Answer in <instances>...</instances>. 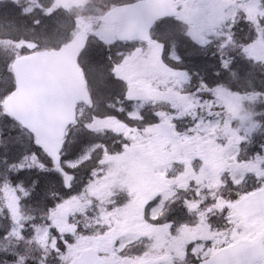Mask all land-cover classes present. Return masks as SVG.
I'll use <instances>...</instances> for the list:
<instances>
[{
	"label": "rangeland",
	"instance_id": "1",
	"mask_svg": "<svg viewBox=\"0 0 264 264\" xmlns=\"http://www.w3.org/2000/svg\"><path fill=\"white\" fill-rule=\"evenodd\" d=\"M261 2L264 3V0H212L208 5L201 8L204 14L200 22V28L206 33L203 38H212L215 34H219V37L226 35V32L224 34H222V32L225 29H230L231 24L234 23L237 17H240L241 14L244 13L247 19L254 23L255 28V39L248 45L245 55L249 57L250 61L255 60L257 65L264 64V33L261 31L260 25L258 24L260 19L264 18V5H262ZM191 7L198 8L196 0L176 1L175 8L178 13L177 22L181 23L183 26L184 34L187 33L194 36L196 31L192 27H188L184 20L185 11ZM3 8L7 10L2 11ZM9 10H11V13L14 11L12 16H9ZM105 10L106 3L104 0H1L0 3V17H3V19L9 17L7 22L6 19H0V30L2 29V31H0V61L2 62L4 60V63H7L10 72H12L11 64L17 57L28 54L30 51L35 50L36 47L43 49H58L62 43H66V41L72 39L79 31L87 30L90 35V51L88 50L85 56H80L79 63H82L81 65L87 68V73L89 74L88 78L90 79L86 78V81L88 82L89 80V82H93L94 86L97 88L98 97L103 98V104H105V108L102 107L101 110L97 112L98 116L92 117L89 122L91 131L98 134V136L93 135V139L95 140L99 136H102V141H100L95 148L91 146L88 148L85 147L84 149H86V151L84 152V156L82 155L81 158L69 161L71 164L79 165L76 171L77 175L82 179L78 181H83L87 175L86 170L93 167L97 159L101 156L100 146L107 144L108 148L104 154V164L98 168L101 176L99 179L92 182L83 192L65 202L63 210L71 208L72 211L71 216L67 220H62L60 218L62 210L58 217L52 216V226L40 230L38 233L36 232V239L43 245L42 247L45 246L44 244L48 242L52 235L50 229L62 230L66 234V239H71L74 244L78 242L80 247L77 249V253H80L81 250L90 246H97L99 248L104 243H110V241L114 240L117 236H121L123 226L124 228L142 227L143 229H141V231H143L139 234L147 237L149 232L147 230L149 226H151V223L148 221V216L145 215L146 220L144 222H131V217L133 214H136L137 210L135 204L137 198L134 201L136 197L135 191L138 190V187H142L143 183H147L150 178L147 169L142 170L132 163L133 159H131V157L141 151V154H146L150 149L158 151L161 150L163 145L168 143L173 150H178L182 146H187L191 147L192 151L195 152L203 150L219 152L220 155L223 154L225 160L234 164V168L231 169V167H227L215 170V166L210 165L203 170L204 175L200 177L205 183L209 184L212 191L215 193L218 192L219 186L226 182L225 180H230V178H232L237 182L234 171L237 173L238 177L242 175L245 178V176H257L259 169V167L251 165L252 160H248L245 153H242L240 148L241 144L248 140V137L242 133L241 129L252 128L253 124L259 125L258 120L261 118L258 112L260 104L255 101L261 96L255 95L252 88H246L242 93L231 92L222 88L223 99L215 101L217 107L221 110L220 115H222L223 118L222 122L220 119L209 121L204 113L212 114V112L215 111V109L211 108L213 102L206 101L205 104L207 107H205L200 104L199 99L194 95L188 96L182 93L181 91L185 89L175 77L172 78L173 84L171 87L165 86L162 89H158L153 85L154 76L152 73L155 69L151 56L145 59L142 53H138L140 54L138 61H134L135 57H130L126 60L127 63H122L120 68L117 69L116 74L120 77V79H116L118 81V85H116L118 97L117 100L113 102L108 101L110 96L106 86L102 87L98 83L99 65L92 58L94 53L98 55L100 51L97 49L94 51L91 47H101L104 51V48L96 39L98 36L115 41L112 47H115L117 44L116 42H118L115 26L105 27L100 25V20ZM44 16H54L57 18L55 21L47 22L44 21ZM4 31H6V33ZM7 32L10 35L8 38H4ZM241 36H243V34H241ZM159 37L160 35H157L156 39ZM155 40L151 41L149 44L136 45L142 47L145 52H162L163 49L155 44ZM36 41L41 43V47L37 45L38 43H36ZM124 48L125 46L122 49ZM110 55L114 61L121 60V57L114 53ZM5 72H7L6 67H3V69L0 68V73H2V75H4ZM136 72L141 73L143 77L136 83H133L129 81V76ZM107 82L108 80L106 83ZM13 83L15 88L14 79ZM5 91L6 87L4 88V85L0 82V96L6 98L10 94V92L4 94ZM178 97H182V99L178 101V111L175 114L178 118L175 122L173 121V115H170L167 110L166 112L158 111L161 116L159 126H157L156 122L153 120V126L151 128H143V120H149L150 114L153 111L148 115H143V113H141L142 110L163 105L165 102L167 103V106H165L171 110L170 101H177ZM125 98L130 104L123 108ZM4 100L5 99L0 102V106L2 107ZM96 100L97 103L101 102L97 98ZM197 108L202 110L198 120L197 116L199 112H197ZM3 113H6L4 107L3 112H0V117L3 116ZM107 113H111V115L107 117L105 115ZM83 114L84 111L81 115ZM185 115L191 117L190 123L192 126L189 125V121L187 120L181 121L183 126L177 125L178 121ZM83 116L80 117L82 118ZM192 116H194V118ZM87 120L88 119H85V121ZM193 120H197V123L193 124ZM120 121L129 124L127 130L123 133L115 131L114 129L116 123ZM92 129H94V131ZM255 129H259V127ZM148 130L152 132L151 136L147 135L149 133L147 132ZM182 131L196 132L194 135H186L181 134ZM108 138H110L111 141H109ZM125 140L131 141L132 146L127 149L125 153L120 154L119 149L121 143ZM221 141H224V143L222 144ZM118 143L120 145H118ZM231 143L235 144L236 147H230L229 145H231ZM113 152L117 153V155L113 156L107 154ZM243 158H245L243 164H247L248 162L251 163L244 168H242ZM237 162L239 163L237 164ZM163 169V172L158 176L160 179L166 178L167 172L169 173V169ZM224 172L230 173V176L224 178L222 176ZM195 179L197 180V178ZM172 183H174V181ZM248 183L249 186H251V179H249ZM115 193L122 194L121 199L127 197V200L123 205L109 207L110 200ZM171 194H173V191L170 190V194L166 191L164 200L167 199L169 201V195L172 197ZM3 203H5V201L1 198L0 204ZM8 206L11 208L14 223L19 228V224L23 219L22 205L19 202H11ZM109 209H111V211H109ZM159 210H164V207L161 206ZM79 216L82 218L79 219ZM254 220L257 224L261 221L260 218ZM72 222L74 224H72ZM88 222L94 223L95 227L92 228ZM3 223H5V221L0 219V225ZM78 223L80 226L84 225L88 233V236L80 240H78V237H81V235L78 234L79 230L74 228ZM108 224L113 225L112 230L106 232L105 236L102 237L100 234L105 232V229L102 231V227L105 228ZM158 227L155 234L150 235L153 237L152 239H154L155 245L160 249L157 253L161 252V247L169 243H181L185 240L184 234L168 232L166 229L163 230V227H160V225H158ZM72 231H76L77 236H72ZM136 232H139V230ZM201 234L204 235L205 240L209 236V231H202ZM95 235H99V240L102 238L103 240L97 242L99 240L94 238ZM195 235L196 233H190L187 238L193 239ZM137 241L138 243L142 242L141 240ZM53 242L55 241L53 240L52 243ZM170 248H174V245L171 244ZM48 249H52L50 244L48 245Z\"/></svg>",
	"mask_w": 264,
	"mask_h": 264
},
{
	"label": "snow or ice",
	"instance_id": "2",
	"mask_svg": "<svg viewBox=\"0 0 264 264\" xmlns=\"http://www.w3.org/2000/svg\"><path fill=\"white\" fill-rule=\"evenodd\" d=\"M141 6V3L127 5L130 14H135ZM246 23L249 21L241 20L232 23L230 29L224 30L227 34L217 39L210 37L204 39L206 33L199 27L197 28V31L201 33L199 39H194L187 33L183 36L174 35L161 27L160 37L155 40V44L163 49L162 52H145L142 47L122 40L120 42L125 45L126 51L125 49L117 51V56L121 57L120 61H114L110 55L115 41L98 36L96 39L105 52L102 56L94 53L92 57L99 65L98 83L102 87L106 86L108 74H111L114 79H120L116 73L121 64L130 57L142 53L145 59L151 56L153 61L155 71L152 75L155 87L158 89L165 86L171 87L173 77L182 79L187 88L186 95H194L205 107H207L206 101L213 102L212 107L215 111L212 114L204 113L207 119L209 121L220 119L222 122L221 110L215 103L223 99L222 86L232 85L238 93L246 88H252L255 95L264 96V64L257 65L255 60L250 61L249 57L244 55L248 45L255 39V29L245 32L243 25ZM259 24L261 28H264V18L260 19ZM242 32L245 33L243 36L240 35ZM226 48L233 50L229 53L225 51ZM226 56L228 58H225ZM105 67H107V73ZM237 73H240V79L233 83ZM3 99L5 97L0 96V102ZM180 99L182 97H178L177 101H170L174 122L178 118L175 112ZM199 111L200 109L197 108V112ZM0 112H3L2 106H0ZM260 116L264 118V110L261 111ZM160 119L158 111L151 112L149 123L145 127L151 128L153 120L159 126ZM197 120H193V124H196ZM258 127L261 126L253 124L252 128L241 129L244 135L249 136L241 147L253 155L264 152V130L255 137L249 135ZM85 131H91L90 126ZM57 143L60 145L59 148L56 147ZM221 143L223 144L224 141ZM98 144L99 142L94 141L89 135H82L68 144L64 138L62 126L50 123L43 108L37 111L30 123H24L8 113H3L0 117V189H2L0 198H3L5 203L0 204V219L5 223L0 225V264H15L16 257L20 255L18 251L20 245L25 242H34L27 230L18 228L14 223L8 204L19 202L22 207H32L40 215L39 217L29 216L27 219L33 222L37 219L45 220L51 224L50 216L58 217L66 201L73 199L100 178L101 173L98 168L104 164L107 144L100 146L101 156L93 167L86 170L87 175L83 181L77 180L76 169L79 165L69 163L70 160L79 158L85 147L95 148ZM131 146L132 142L129 140L122 142L120 154L125 153ZM69 148L72 149L71 154ZM107 154L117 155L115 152ZM50 179L53 181L51 186ZM249 179H251L252 187L264 191V188H261V185H264V176H245L241 183L232 181L230 178V183L225 187L228 188L236 204L240 203L242 194L249 191ZM221 199L225 203L223 207L215 208L218 216L212 215L213 206L216 205L214 198L210 200L207 209H201L202 212L208 213L206 219L210 231L208 238L198 247L194 246L181 251L177 257L169 261L151 258L160 251L155 244L146 245L142 254L132 252L129 255L125 252L128 245L135 244L137 240L150 239V237L128 231L110 241L111 258L108 264H175L176 259H179L181 264H264V217L259 224L252 217L242 218L228 197L221 194ZM184 208L187 211V207L184 206ZM216 220H220L221 223L217 224ZM166 223L171 226L173 221ZM213 226L216 229L214 232L211 231ZM112 227L111 224L106 225L105 232L100 235L105 236ZM74 228L80 229V225L76 224ZM36 231L40 229L37 228ZM258 231L260 238L258 242H255L256 246H253L254 237ZM65 235L62 230L53 229V235L48 240L55 253L53 259L58 264H97L96 261L89 259L77 260V249L80 245L78 242L74 244L71 239H66ZM71 235L77 236V232L72 231ZM80 239L84 237H78V240ZM53 240L55 243H52ZM129 252H131L130 249ZM22 260L23 257H21V264Z\"/></svg>",
	"mask_w": 264,
	"mask_h": 264
},
{
	"label": "flooded vegetation",
	"instance_id": "3",
	"mask_svg": "<svg viewBox=\"0 0 264 264\" xmlns=\"http://www.w3.org/2000/svg\"><path fill=\"white\" fill-rule=\"evenodd\" d=\"M241 20L249 21V23L243 25L245 32H251L252 29H255L254 26L250 24V20L246 18L236 19L234 23H237ZM261 31L264 33V28H261ZM241 34L244 35L245 33L242 32L240 33V35ZM139 58L140 54H137L134 61H138ZM124 63H127V61H124ZM142 77L143 75L140 76V79ZM222 87L233 88L232 85H224ZM255 101L260 104L259 113H261V111L264 110V108H262V106H264V96L257 98ZM165 105L167 106L166 102L163 103L162 107L159 105L154 106V108L157 111L163 110V112H166L167 110L170 115H173L171 110H169ZM177 111L178 110H176L175 114L177 113ZM201 113L202 110L200 109L199 115L197 117H200ZM192 117L194 118V116ZM190 118L191 117L189 115H185L181 120L178 121L177 125L183 126V123L181 121L187 120L189 121V125L192 126V124L190 123ZM146 124H144L143 128H146ZM259 125L261 126L259 127V129H253L249 134L251 137H255L259 134L260 131L264 130V118L261 117V119H259ZM128 127L129 124L127 123V128ZM147 132H149L147 135H152L151 131L148 130ZM195 132L182 131L181 134L194 135ZM247 137L249 138V136ZM229 146L236 147V145L233 143H231V145ZM240 148L242 153H245V156L248 158V160H252V164L250 162H248L247 164H243V161H245V158H243L242 168H244L245 166L247 167L251 164L252 166L259 167L257 176H264V152H259L253 155L246 151L244 147ZM187 149H191V147L182 146L178 150H173L167 143L162 146L161 150L156 151L155 149H150L146 154H141V151L131 157V159H133L132 163L142 170L147 169L150 176L148 182L143 183L142 187H138V190L135 191L136 197L134 201L137 198V201L135 203L137 210L136 214H133V216L131 217V222H144L146 220V215L148 216V221L149 223H151V226H149V229L147 230L149 231L147 237H150V239H145L139 243L137 241L135 244H130L127 248H125V252L129 255L132 252L142 254L145 251L146 245L155 244L154 239H152L153 237H151L150 235L155 234V231L159 228L158 225H160V227H163V230H168V232L170 231L173 233L184 234L185 240L181 243H169L168 245L161 247V252L156 253L153 257H151L152 259L162 258V261H169L172 258L177 257L178 253L181 251L192 248L194 246L198 247L204 241V235L201 234V232L210 231L206 219L208 213L202 212L201 209H207L210 205V200L214 198L216 200V205L213 206L212 215L218 216L215 208L223 207L225 203V201L221 199V194H223L224 197H228L229 200L232 201L237 213L242 218L247 219L249 217H252L254 219L260 218L261 220V218L264 217V212L252 211V209L256 208V205L250 202L251 199L246 202V199L250 197L252 193L260 191V188L251 187L248 183L249 191L243 193L240 203L236 204L232 199V195L230 194L228 188L225 187L226 184L230 183V180H225L226 182L223 185L219 186L218 192L215 193L212 191L209 184L205 183L202 178H200L204 175L203 170L210 165L215 166V170H220V168L227 167H231V169L234 168V164L225 160L223 154L220 155L219 152L215 151L200 150L195 152L192 151V149ZM238 163L239 162H237V164ZM163 168L169 169V173L167 172L166 178L160 179V177L158 176L161 172H163ZM234 173L237 182L244 181V176L241 175L238 177L235 171ZM222 176L226 178V176H230V173L224 172ZM234 176L233 178L235 179ZM195 178H197V180ZM231 180L234 181L232 178ZM173 181L174 183H172ZM261 188H264V185H261ZM170 190L173 191V194H171L172 197H170L169 195L170 200H164V197H166V195L164 196V194L166 193V191L170 194ZM121 197L122 194L121 196L116 197V201L119 205H123L127 200L126 197L125 199H121L120 202L119 199ZM262 205L264 206V202H262ZM161 206L164 207V210H159ZM184 206L187 207V211H185ZM167 221H173L172 225L167 226ZM216 223L219 224L221 223V221L216 220ZM141 229L143 228H124L123 226L121 230V236L128 231L136 232L139 230L138 233H140L143 231H141ZM215 230V226H213L211 231L214 232ZM190 233H196L195 238H187ZM259 234L260 233L258 231L256 237ZM171 244L174 245V248L172 249L170 248ZM110 245V243H104L101 247L106 248ZM109 249L111 248L109 247ZM129 249L131 250V252H129ZM103 256L106 257L108 255ZM175 264H181V261L179 259H176Z\"/></svg>",
	"mask_w": 264,
	"mask_h": 264
},
{
	"label": "water",
	"instance_id": "4",
	"mask_svg": "<svg viewBox=\"0 0 264 264\" xmlns=\"http://www.w3.org/2000/svg\"><path fill=\"white\" fill-rule=\"evenodd\" d=\"M208 1L200 0V3ZM135 3L142 4L135 14H130L129 8L124 5L109 11L104 17L105 23L118 24V35L122 40L148 41L152 27L159 20L175 14L174 0H141ZM200 15L199 11L189 10L187 19L189 23L197 25ZM83 47L84 39L79 35L60 51L36 53L15 60L12 69L17 87L4 102L8 114L24 123H30L37 111L43 108L50 123L62 126L65 136L66 128L74 121L76 104L80 101L89 102L85 83L75 61ZM138 76L133 75L131 80ZM116 128L123 129V125H117ZM56 147H60L59 143ZM262 194L263 191H259L246 199H251V203L257 206L255 211H264ZM69 214L70 210H65L62 218H67ZM82 258L102 264L97 252L92 249L85 250L76 257L77 260Z\"/></svg>",
	"mask_w": 264,
	"mask_h": 264
},
{
	"label": "trees",
	"instance_id": "5",
	"mask_svg": "<svg viewBox=\"0 0 264 264\" xmlns=\"http://www.w3.org/2000/svg\"><path fill=\"white\" fill-rule=\"evenodd\" d=\"M12 13L14 14V11H12ZM12 13H10L9 16H12L13 15ZM5 19H9V17H5L3 20ZM167 25H173V22L165 21L160 24V26H163V27L164 26L166 27ZM154 35H156L155 31H154ZM2 62L0 61V68L3 69V67H6L7 72H5L4 75L0 73V82L4 85V88L6 87V91L4 94H7L13 90L14 83H13L12 73L10 72V70H8L7 63H4V60ZM109 80L111 81V79H108V81ZM72 140H73V135H71V132H70L67 138V143L71 144ZM69 153H71V148H69ZM49 183L51 186V184L53 183L52 179L49 180ZM0 201H1V198H0ZM22 208H23V215L25 218L24 229L30 233L31 238L33 239L34 242L33 243L25 242L20 245V248L18 249L20 255L16 257L15 263L21 264V257H23L22 264H58V262L55 259H53V257L55 256V253L52 251V249L50 250L46 247L44 248V247L38 246L37 243L39 241L36 239V232H37L36 229L39 228L40 230H43L45 228H48L52 226V222L51 224H49L47 221L40 220V219H37L35 222H33L32 220L27 219V217L29 216L39 217L40 213L38 211H34L32 207H22ZM81 218L82 217L79 216V219ZM52 220L53 219L51 216V221ZM78 230H79L78 234H80L81 237L88 235L87 229L84 225H81L80 229ZM50 231L53 235V230L50 229ZM52 235L50 236V238L52 237Z\"/></svg>",
	"mask_w": 264,
	"mask_h": 264
},
{
	"label": "bare ground",
	"instance_id": "6",
	"mask_svg": "<svg viewBox=\"0 0 264 264\" xmlns=\"http://www.w3.org/2000/svg\"><path fill=\"white\" fill-rule=\"evenodd\" d=\"M44 22V21H43ZM42 22V23H43ZM41 23V24H42ZM5 33H6V31H4ZM9 33L7 32V35H4V38H8L9 37ZM106 89H107V91H108V93H109V99H108V101L109 102H113V101H115V100H117V97H118V95H117V91H118V89L116 88V85H115V83H113L112 81H108L107 83H106ZM107 104V103H106ZM79 137H81V136H79Z\"/></svg>",
	"mask_w": 264,
	"mask_h": 264
}]
</instances>
